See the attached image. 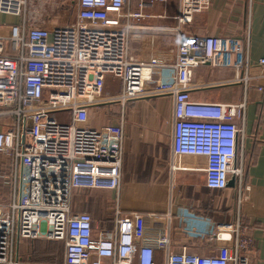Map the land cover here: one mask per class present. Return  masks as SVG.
Instances as JSON below:
<instances>
[{
	"label": "built area",
	"instance_id": "obj_1",
	"mask_svg": "<svg viewBox=\"0 0 264 264\" xmlns=\"http://www.w3.org/2000/svg\"><path fill=\"white\" fill-rule=\"evenodd\" d=\"M210 1L179 0L171 31L178 37L176 59L165 64L131 54L133 30L149 28L134 23L144 16L131 10L132 0H0V15L19 19L0 24V188L12 190L9 203L0 201V264H36L12 257L16 235L62 242L61 264H158L157 252L166 255L165 264H251L246 253L253 240L239 226H227L234 247L211 255L173 253L171 214L123 212L118 204L108 227L72 206L77 191L120 189L124 117L101 128L89 124L91 108L107 103L172 96L174 159L205 158L212 190L227 189L230 176H240L238 121L246 105L191 97L196 69L241 70L242 43L182 36ZM60 10L63 18L53 22ZM234 53L237 61L224 60ZM107 77L120 81L119 95L104 96Z\"/></svg>",
	"mask_w": 264,
	"mask_h": 264
},
{
	"label": "crops",
	"instance_id": "obj_2",
	"mask_svg": "<svg viewBox=\"0 0 264 264\" xmlns=\"http://www.w3.org/2000/svg\"><path fill=\"white\" fill-rule=\"evenodd\" d=\"M131 10L144 16L135 24L149 27L133 30L131 54L138 61L174 63L178 37L171 31L178 26L179 0H132ZM191 35L221 36L235 41L236 47L243 44L241 70L202 66L194 72L196 88L191 93L198 102L246 105L243 121H238L242 133L235 166L241 174L235 176V187L209 189L203 157L174 159L172 96L95 106L90 111L92 127L101 128L120 116L125 120L121 186L117 192L98 190L99 196L105 197L98 200V222L112 226L118 204L123 212L161 217L171 214V252L186 250L199 255L215 254L223 246L234 247L236 238L227 226H239L253 240L252 249L246 253L248 260L264 264V93L259 91L264 86V65L260 63L264 59V0H211L209 7L195 14L184 27L182 36ZM238 59L236 53L224 56L231 62ZM111 91L119 95L122 86L120 81L107 77L104 96L110 97ZM84 191L89 190L77 193ZM0 192V201L9 203L11 188H0ZM74 204L84 211L85 206L79 208L75 201L73 211ZM219 231L227 235L216 237ZM26 242L15 236L12 257L26 263L38 261L37 250L41 247L28 250ZM63 257L64 249L62 262ZM156 261L165 264L166 255L157 252Z\"/></svg>",
	"mask_w": 264,
	"mask_h": 264
},
{
	"label": "rangeland",
	"instance_id": "obj_3",
	"mask_svg": "<svg viewBox=\"0 0 264 264\" xmlns=\"http://www.w3.org/2000/svg\"><path fill=\"white\" fill-rule=\"evenodd\" d=\"M69 7V4H65L64 8H68ZM59 13L56 14V16H53V22H56V21H60L63 16H64V12H62L61 10L58 11ZM19 22V19H17L16 17H12V16H8V15H1L0 16V24H7L8 26L12 25V24H15ZM119 81V80H118ZM111 90V89H110ZM118 92V91H117ZM114 94V95H113ZM118 93H116V91H111V96H115L117 95ZM109 105V104H107ZM109 106H107L108 108ZM100 194H98V191L97 190H89V191H84V192H76L74 193L73 195V202L75 201L76 205H78V207L80 208L81 206H85V209L84 211L76 208L75 204H74V212H87L89 214H91L93 216V218L98 221V200L101 199V198H104L105 197L103 195L99 196ZM102 199V200H104ZM107 210V209H106ZM27 245L28 247H26V249H32V248H35V247H41V249H44L46 248V246L48 245V243L52 244L51 248L53 247L54 249L52 250L51 252V255H55V254H58L56 256V258H62V255H63V252H59V248L61 247V243H54V242H50L49 240L47 239H44V238H39V239H36V240H30L28 241L27 240ZM36 252V250L33 251V253ZM33 255V254H32ZM55 258V259H56ZM31 260V258H30ZM33 263H37V264H50V263H56L55 261L53 260H49V261H40V260H33L31 261Z\"/></svg>",
	"mask_w": 264,
	"mask_h": 264
},
{
	"label": "trees",
	"instance_id": "obj_4",
	"mask_svg": "<svg viewBox=\"0 0 264 264\" xmlns=\"http://www.w3.org/2000/svg\"><path fill=\"white\" fill-rule=\"evenodd\" d=\"M54 243H61V247L59 248V252H63V249H64V244L62 242H56L54 241ZM52 244L48 243V245L46 246V248L44 249H38L37 250V259H39L40 261H44V259H54V261L56 263H50V264H60L62 262L61 258H56L58 254H55V255H50L52 250L54 249L53 247L51 248ZM41 255V256H39ZM56 258V259H55ZM37 264V263H36ZM49 264V263H48Z\"/></svg>",
	"mask_w": 264,
	"mask_h": 264
},
{
	"label": "water",
	"instance_id": "obj_5",
	"mask_svg": "<svg viewBox=\"0 0 264 264\" xmlns=\"http://www.w3.org/2000/svg\"><path fill=\"white\" fill-rule=\"evenodd\" d=\"M236 184V177L232 176V178L230 179L229 183H228V187L229 188H234Z\"/></svg>",
	"mask_w": 264,
	"mask_h": 264
}]
</instances>
